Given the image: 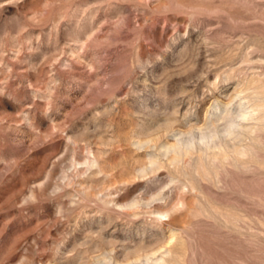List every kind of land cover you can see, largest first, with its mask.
I'll return each mask as SVG.
<instances>
[{
	"label": "rangeland",
	"instance_id": "1",
	"mask_svg": "<svg viewBox=\"0 0 264 264\" xmlns=\"http://www.w3.org/2000/svg\"><path fill=\"white\" fill-rule=\"evenodd\" d=\"M0 264H264V0H0Z\"/></svg>",
	"mask_w": 264,
	"mask_h": 264
}]
</instances>
